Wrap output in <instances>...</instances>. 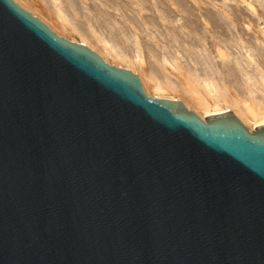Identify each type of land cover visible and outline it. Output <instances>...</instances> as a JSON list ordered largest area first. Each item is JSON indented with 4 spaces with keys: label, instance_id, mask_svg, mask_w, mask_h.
<instances>
[{
    "label": "water",
    "instance_id": "1",
    "mask_svg": "<svg viewBox=\"0 0 264 264\" xmlns=\"http://www.w3.org/2000/svg\"><path fill=\"white\" fill-rule=\"evenodd\" d=\"M0 264H264V127L0 0Z\"/></svg>",
    "mask_w": 264,
    "mask_h": 264
},
{
    "label": "bare ground",
    "instance_id": "2",
    "mask_svg": "<svg viewBox=\"0 0 264 264\" xmlns=\"http://www.w3.org/2000/svg\"><path fill=\"white\" fill-rule=\"evenodd\" d=\"M15 1L137 75L153 98L181 102L204 120L234 115L250 131L264 127V13L254 1Z\"/></svg>",
    "mask_w": 264,
    "mask_h": 264
},
{
    "label": "rangeland",
    "instance_id": "3",
    "mask_svg": "<svg viewBox=\"0 0 264 264\" xmlns=\"http://www.w3.org/2000/svg\"><path fill=\"white\" fill-rule=\"evenodd\" d=\"M15 1V0H14ZM224 0H222V2H223ZM249 2H251V1H254V3H255V5H256V7L261 11V12H263L264 13V0H248ZM16 2V1H15ZM20 2L22 3V4H26V0H20ZM98 3H99V1H97ZM229 2V1H228ZM17 3V2H16ZM230 3L234 6V4H235V2L233 1H230ZM18 4V3H17ZM28 4H29V2H28ZM230 4V5H231ZM231 5V6H232ZM133 7H134V9L136 8L137 10L139 9L137 6H135V5H132ZM22 7V6H21ZM24 8V7H23ZM30 9H32V10H36L35 8H33V7H29ZM27 10V9H26ZM40 19V18H39ZM61 36V35H60ZM67 39V38H66ZM95 52V51H94ZM98 54V53H97ZM99 55V54H98ZM101 57V56H100ZM104 60V59H103ZM107 63V62H106ZM109 64V63H108ZM145 92V91H144ZM146 93V92H145ZM147 94V93H146ZM149 97H153V96H150L149 94H147ZM156 98V97H155ZM194 112V111H193ZM196 113V112H195ZM197 114V113H196Z\"/></svg>",
    "mask_w": 264,
    "mask_h": 264
}]
</instances>
